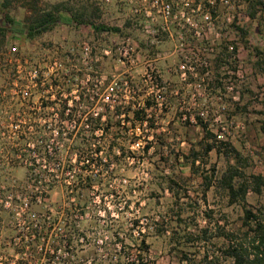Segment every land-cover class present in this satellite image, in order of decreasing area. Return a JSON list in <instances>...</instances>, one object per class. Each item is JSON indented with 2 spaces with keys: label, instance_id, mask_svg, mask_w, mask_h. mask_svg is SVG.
<instances>
[{
  "label": "rangeland",
  "instance_id": "374dc122",
  "mask_svg": "<svg viewBox=\"0 0 264 264\" xmlns=\"http://www.w3.org/2000/svg\"><path fill=\"white\" fill-rule=\"evenodd\" d=\"M27 1L30 0H20L12 10L11 15L17 22L12 26L5 24V12L0 7V26L7 29L5 42L0 46V86L8 91L15 84H22L16 65L8 64L5 69L7 53L17 46L22 57L29 58L32 66L42 71L46 79L48 89H38L32 102L40 104L39 95L46 97L44 100L49 102L47 110L53 128H58L54 112L64 105L60 98L72 99L84 92L96 93V90L101 94L115 79L118 84L128 80L133 89L124 92L128 102H121L123 109H133L124 113V126L120 131L114 126L113 117L107 133L100 131L97 135L89 130L91 146L86 147V152L93 158L95 148H101L105 161L102 166L108 175L111 191L105 193L103 199L94 189L91 191L87 215L81 218V227L86 230L85 239L83 243L76 240L72 246L80 254L101 247L99 256L103 257L102 240L107 241L113 250L125 246V249L131 247L138 253L134 244L145 239L149 251L142 254L147 264H190L182 260L183 252L197 260L207 250L211 254L216 252L221 238L214 237L206 242L187 239L186 235L195 237L208 224L212 231L217 225H225L227 230L238 227L243 208L239 203L230 204L226 194L216 186L206 187L205 176L212 173L213 167L217 175L227 167L223 153L216 149L211 151L208 162L197 161L195 172L185 161L191 147L205 136L199 116L217 140L231 142L248 156L250 170L264 173V134L257 125L260 115L254 111V105H250L245 113L236 109L237 102L242 106L251 98L246 89L256 90L262 79L256 80L249 64L252 47L242 45L232 53L233 45L239 42L238 32L231 26L236 12L234 0L228 3L220 0L218 15L212 21L204 17L206 9L193 5L196 8L193 10L191 6L180 5L175 10L178 18L168 23L151 9L152 0H39L42 8L62 1H70L76 7L88 6L99 16L95 18L97 25L117 26L121 32H99L92 26L58 22L51 30L32 37L14 30L28 31L24 19L31 15V10L23 7ZM199 3L206 6L205 0H199ZM145 7L157 17L156 21L151 20L152 15L147 16ZM181 11H185V16L190 19L186 20ZM250 23L254 45L260 42V38L256 33V22ZM223 46H229L232 56L225 57L229 63H223L218 77L215 58ZM184 60L195 67L187 69L186 79L179 67ZM158 89L165 96L162 107L157 105ZM241 93H245L244 99ZM10 96L0 101V261L3 260L4 264H46V243L29 235L30 214L33 211L45 214L50 204L54 211L70 207L77 209L78 213V205L68 201L63 184H72L83 165L78 166L71 160L75 159L73 153L79 150L75 142L70 148L71 139L63 141L57 131H49V143L66 156H63L65 167L70 171L72 167L78 169L63 173V176L58 172L61 181L51 177L54 186L49 191L46 181L30 172L24 155L29 152L28 144H38L40 135L44 138L48 132L43 128L45 125L40 116L43 108L37 113L31 112L30 101L18 94ZM76 100L74 97L70 103L75 107L82 105L79 119L85 124L82 122L86 118L83 112L93 105L90 107L88 99ZM144 101L151 113L147 125L135 118V108L131 107ZM112 111L109 108L103 111L106 112L104 120L111 118ZM184 112L194 116L197 122L183 120ZM12 114L13 119L16 116L26 118L27 122L21 127L24 134L20 138L21 133L14 134L15 128L9 118ZM65 122L66 129L73 130V122L69 119ZM28 127L36 134H30ZM114 140L117 142L111 150L109 144ZM147 144L149 149H146ZM50 167L58 168L55 163ZM88 170L94 171L97 167ZM171 179L178 184L171 183ZM45 190L51 195L50 201H46L47 206L34 202L25 207V198L32 202L34 194H44ZM247 200L253 206L264 203V192H250ZM96 214H100L99 227L95 223ZM221 264H232V261L222 259Z\"/></svg>",
  "mask_w": 264,
  "mask_h": 264
},
{
  "label": "trees",
  "instance_id": "16d2710c",
  "mask_svg": "<svg viewBox=\"0 0 264 264\" xmlns=\"http://www.w3.org/2000/svg\"><path fill=\"white\" fill-rule=\"evenodd\" d=\"M20 0H0V7L5 12V23L7 25H13L17 23L15 18L11 15L12 10L16 8ZM236 12L233 15L231 26H233L239 37V42L233 45L232 53H236L239 46L252 47L250 57V67L256 80L262 79V82L257 84V89L253 90L247 88V92L250 94L248 102L241 106L240 102L236 103L237 111L243 113L249 111L250 105H254V111L260 115L257 120L258 130L264 134V0H234ZM199 3V0L195 2V5ZM220 0H216L214 5H211L208 0H205V5L211 8L210 13L212 18H216L217 10L220 8ZM27 6L31 10V15L25 17L24 22L26 28L24 30L14 29L17 32L26 33L30 37L51 30L58 22L68 25H86L92 26L96 31H111L121 32V28L117 26H105L104 24L97 25L95 18L99 17L96 10H90L88 6L76 7L71 4L70 1L56 2L50 7L42 8L39 6V0L27 1L23 6ZM256 22V33L260 38V42L252 45L251 40V23ZM6 28L0 27V46L6 39ZM232 56L229 53V46H223L219 54L215 58V71L216 76L220 77V69L223 67V63L226 62L225 57ZM220 82L221 80L217 78ZM241 98H245V93H241ZM122 105H116L111 118L102 122L99 115L95 119V124L91 131H95L98 128H102V134L107 133L108 129L112 126V117L114 120V126L120 131L124 126L120 115L123 113L128 114L132 108L124 110ZM128 111V112H127ZM135 118L142 120L145 116V109L134 110ZM142 114V116H141ZM102 123V124H101ZM199 123L204 127L205 136L202 140L191 147L190 152L185 155V161L189 162L193 171H197V161L208 162L209 154L216 149L219 153H223L227 159V167L221 172L220 175L216 174V168H212V173L205 176V184L209 189L213 185L221 189L228 197L230 204L239 203L243 208V215L241 218V224L238 227L227 230L225 225H217L215 230L212 231L209 224L200 230V234L186 235L187 239H200L202 241H211L214 237L221 238V244L217 245V251L211 252L207 250L200 260L190 258L187 252H183L182 260H187L190 264H221L223 260H231L232 264H264V203L257 206H253L248 203L247 196L250 192L262 194L264 192V173L261 170H250L249 158L242 151H240L231 142H224L216 139L215 134L208 128L207 124L199 116ZM134 128L136 126H133ZM91 136H86L84 127H80L79 136L74 140L75 145L79 148V160H89L95 164L97 170L89 171L88 164L83 166L82 170L77 174V178L71 184L64 183V187L67 191L68 201L73 205H78V221L74 218L76 213L75 208L70 209L65 207L62 211L53 210L50 206L45 211L42 224V231L58 235L54 240L55 244H60L65 247H69L76 242H82L81 238L85 237V229L81 227V218L87 215V206L90 200V193L94 189L100 198L105 197V193L111 191L110 181L108 182V175L105 172L102 164L105 162L104 157L101 154V148H95L93 158L90 157L89 152H86V147L91 146ZM117 141L114 140L112 144H109V148L112 150ZM85 146V148H84ZM197 146H199L197 148ZM150 145L147 144L146 149H149ZM264 150V146L262 147ZM93 154V153H92ZM90 157V158H89ZM92 158V159H91ZM108 171V170H107ZM74 175V174H73ZM75 176V175H74ZM50 181L47 183L49 191L53 189L54 181L51 177H55L54 173L49 174ZM63 180V179H62ZM173 184H178L175 179L170 181ZM34 202L37 194L32 196ZM44 197L50 201V193H46ZM33 202V203H34ZM47 202V203H48ZM32 203V204H33ZM46 203V202H45ZM44 203V204H45ZM47 203L45 204L47 206ZM59 214L55 217L53 214ZM95 219L96 227L101 226L99 223V215L96 214ZM209 216V213L207 214ZM50 217V221H46L47 217ZM211 222V221H210ZM138 223V221H136ZM79 224V225H78ZM82 231V232H81ZM98 242L100 239L98 238ZM83 243V242H82ZM101 251L105 252L103 257L99 256L100 248H90L87 254H80L75 247L73 250H64L59 252H48L45 254V263L52 264H147L142 253L149 251V246L146 244V240L142 239L139 244H134L138 249V253L129 247L125 249V246L121 248H115L108 244L107 241H103Z\"/></svg>",
  "mask_w": 264,
  "mask_h": 264
},
{
  "label": "built area",
  "instance_id": "2783aa9c",
  "mask_svg": "<svg viewBox=\"0 0 264 264\" xmlns=\"http://www.w3.org/2000/svg\"><path fill=\"white\" fill-rule=\"evenodd\" d=\"M208 2L211 5H214L216 3V0H208ZM221 2H223V0H221ZM225 2H229V0H225ZM180 5H182V7H192L193 10H196V8H202V9H206V12L204 13V17L206 19H210L212 21V16L209 10H211V8L206 7V6H202L201 3H198L197 5H195L194 0H152L150 7L152 10H156L155 12H157V14H160V16H162L165 21L168 22H173L174 19L178 18V13L175 12L176 8H179ZM196 8H194V6ZM190 7V8H191ZM136 11H139V9H137ZM145 12L147 14V16H151L153 13L149 10H147V8L145 7ZM181 15L183 17L186 18V20H189L190 17H186V12L185 11H181ZM151 20L152 21H156L157 17L156 16H151ZM8 57L6 60V64H5V69L6 66L9 64H13L16 65V72L19 77V79H22V84L18 85L15 84L14 87L10 88L8 91L6 88L0 86V101H4L7 100V97H11L10 95H15L18 94L20 95L23 99L30 101V111H34L35 113H37L39 110L42 111L40 112V116L42 117L43 120V128L45 130H47L48 132H45V137L43 138L42 135H40V138H38L37 142L39 141L38 144H35L34 142L32 144H28L30 147L28 148L29 152L26 155V163L27 166L30 170L31 173H34L36 175H38L39 177H41L44 181H46V186L47 183L50 181V177L48 175H44V174H50V173H54L55 177L57 178V181H61V177L57 174L58 172H61L62 176L63 173H71L75 172L78 169H75L74 167H72V170L70 171L68 168L65 167V161H64V157L66 158V156H64L63 153L58 151V147L54 148L52 146V144L49 143L50 137L47 136V134L49 133V131L51 132H58L60 134V138L64 141L65 139L69 138L71 139L72 143L71 146H69L70 148L73 146L74 140L78 138L79 136V129L80 127H84V132L86 134V136H90L89 130L91 131V129L93 128V125L95 124V119L99 116H101L102 122H105L106 120V112L105 109L109 108V110H114L116 105H122L121 102H128V100L126 99L128 96L125 95L124 92H131L133 89L130 88V83L128 80H122L121 84L117 83V80L115 79L114 81L110 82L105 89L103 90V92L100 94L99 90H96V93L94 92H90L88 94L81 93L78 96H74L76 102H81L84 101L85 99H88L91 102L90 107L92 106V108L90 110H87L83 112L85 121L83 120L82 122H84L85 124L81 123L80 121V109L82 107V105H79L77 107L72 106V104L70 103V101H72V99H74V97L72 99L67 98H60L64 101V105L60 108H57V110L54 112V116H55V123L58 124V128H53V122L51 121V119L49 118L48 114V108H49V102L44 100V98L46 99V97L44 96H40L39 97L42 99L40 101V104H37V102H32L34 97L37 95V90L41 89V91H46L48 89V85L46 84V79L43 76L42 71H40L36 66H32L30 59L29 58H24L22 57V54L19 52V48L17 46H13L9 52L7 53ZM188 56L185 55V58H187ZM188 60H184V62H182L179 67L181 72V75L184 79H186V75L188 70L187 69H194V66L188 65L187 64ZM31 64V67L29 69L26 70V66ZM7 70V69H6ZM159 85L157 84V87ZM95 91V89L93 90ZM157 91H159L158 96L156 98L157 100V105L159 107H162L164 105L165 102V96L162 94L161 90L158 89ZM135 92V91H134ZM63 95V94H62ZM12 96V97H13ZM100 96V98H99ZM62 97V96H61ZM120 99V100H119ZM102 101V104H100L99 102ZM120 104H117L119 103ZM1 103V102H0ZM135 110L136 109H147V113H145L146 115L144 116V118L141 120L142 124L147 125L149 118L151 116V113L149 112V108L148 106H146L145 101L144 102H138L137 104H133V106ZM150 108L152 106H149ZM105 108V109H104ZM55 108H53L54 110ZM102 109V110H101ZM133 109V108H132ZM18 115L20 113H17ZM13 115H10L9 118L12 120L11 124L14 125L15 131L14 134L16 133H21V135H18V138H20L22 135V130L21 127L23 125V123H26V118L24 116H21V118L19 116H16L15 119H13ZM203 115V113H202ZM40 117V118H41ZM74 117H76L77 119H75ZM124 117L125 114L123 113L122 115H120V118L122 120V124H124ZM202 118V117H201ZM72 121V126H73V130H67L66 126H65V121L67 120ZM183 120H187V121H191V122H197V120L195 119L194 116L192 115H188L187 112L183 113L182 116ZM102 124V123H101ZM102 127V126H101ZM98 128L97 130L93 131V133L99 135L98 133L101 131L102 133V128ZM28 131L31 134H36L35 132H32L33 130H31V127H28ZM24 134V133H23ZM32 145V146H31ZM137 145L139 146L140 144L137 143ZM72 151L74 152V149H72ZM70 151H67V153H69ZM74 158L75 159H71L74 164H79L82 163V165H88L90 164V166H88L87 168L92 169L93 167H95V164L92 162H89V160L84 159V162L81 160H79V151L73 153ZM64 156V157H63ZM86 162V164H85ZM56 164V167L58 168H51L50 165L51 164ZM82 166V167H83ZM82 168H79V171H81ZM92 171V170H89ZM60 178V179H58ZM48 187V186H47ZM46 191V190H45ZM46 192H41V194H37L35 203H45L46 201H48L44 195ZM33 198V197H32ZM34 200V198H33ZM32 200V202L27 201L25 198V202L24 205L25 207H29L32 205V203L34 202ZM8 202V201H7ZM77 209H75L76 211ZM18 214V213H17ZM31 220H29V224H28V228L30 230V236L32 238H37L38 240L41 239L44 243H46V249H44L45 254L48 252H56V250H58L59 252H62L64 250H71L70 248L74 249V246H69V247H65L63 245L60 244H55L54 240L56 239V237H58V235L53 234V232L48 233V232H44L42 231V227L41 224L45 221L43 220V217L46 216L45 214H40L37 213L35 211H33L31 214ZM74 216L76 217L75 219L77 220L78 217V213H75ZM48 220L50 221V217L48 216L46 221L48 222ZM76 222H79L78 220ZM79 225V224H78ZM85 237H82L81 240L82 242L84 241ZM41 250L43 249L42 247H39ZM35 252V251H34ZM33 252V253H34ZM21 253V252H20ZM45 258V255H44ZM1 259V258H0ZM0 264H4V261L1 260Z\"/></svg>",
  "mask_w": 264,
  "mask_h": 264
},
{
  "label": "crops",
  "instance_id": "0c3cea01",
  "mask_svg": "<svg viewBox=\"0 0 264 264\" xmlns=\"http://www.w3.org/2000/svg\"><path fill=\"white\" fill-rule=\"evenodd\" d=\"M79 7H81V6H79ZM0 21H1V19H0ZM1 23V22H0ZM6 24V23H5ZM1 27V26H0Z\"/></svg>",
  "mask_w": 264,
  "mask_h": 264
}]
</instances>
